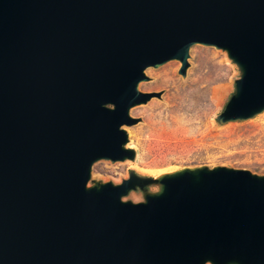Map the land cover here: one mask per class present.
I'll use <instances>...</instances> for the list:
<instances>
[{
    "label": "water",
    "instance_id": "obj_1",
    "mask_svg": "<svg viewBox=\"0 0 264 264\" xmlns=\"http://www.w3.org/2000/svg\"><path fill=\"white\" fill-rule=\"evenodd\" d=\"M194 45L240 72L218 123L264 112V0H0V264H264V176L89 186L96 162L135 158L130 110L159 96L145 70L185 76Z\"/></svg>",
    "mask_w": 264,
    "mask_h": 264
},
{
    "label": "rangeland",
    "instance_id": "obj_2",
    "mask_svg": "<svg viewBox=\"0 0 264 264\" xmlns=\"http://www.w3.org/2000/svg\"><path fill=\"white\" fill-rule=\"evenodd\" d=\"M187 62L185 76L179 74L181 63L176 60L145 70L147 80L138 85L139 92L159 96L130 110L137 123L124 129L128 135L126 148L135 151V158L116 163L96 162L89 186L92 180L120 184L131 173L155 178L196 167H226L264 176V112L242 122L217 121L240 78L237 66L224 51L202 45L190 48ZM204 64H214L221 78L209 85L204 100L195 101L190 95L191 86ZM172 79L174 86L164 84ZM220 87L215 98L212 89ZM157 189L156 185L146 187L148 192ZM122 201L143 202V192L131 191Z\"/></svg>",
    "mask_w": 264,
    "mask_h": 264
},
{
    "label": "bare ground",
    "instance_id": "obj_3",
    "mask_svg": "<svg viewBox=\"0 0 264 264\" xmlns=\"http://www.w3.org/2000/svg\"><path fill=\"white\" fill-rule=\"evenodd\" d=\"M220 74H221L220 72L215 71L214 64L202 65V67L199 69V76L197 77V80L191 86L192 91L190 95L192 96L193 100L195 101L204 100V98L206 97L207 91L209 90L208 88L209 85L214 83L217 79L221 78ZM175 83H174V80L172 79V80H167L164 84H169L170 86H174ZM201 83H204L205 85L201 87L200 85ZM221 88L222 87L212 89L213 96L215 98L219 95ZM196 104L197 103H194L192 105H196Z\"/></svg>",
    "mask_w": 264,
    "mask_h": 264
}]
</instances>
